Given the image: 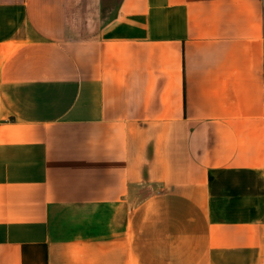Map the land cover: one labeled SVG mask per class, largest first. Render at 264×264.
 <instances>
[{"label": "crops", "instance_id": "0c3cea01", "mask_svg": "<svg viewBox=\"0 0 264 264\" xmlns=\"http://www.w3.org/2000/svg\"><path fill=\"white\" fill-rule=\"evenodd\" d=\"M0 264H264V0H0Z\"/></svg>", "mask_w": 264, "mask_h": 264}]
</instances>
